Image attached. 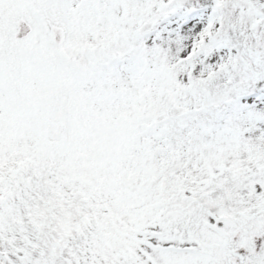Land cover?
<instances>
[{
  "label": "snow or ice",
  "instance_id": "1",
  "mask_svg": "<svg viewBox=\"0 0 264 264\" xmlns=\"http://www.w3.org/2000/svg\"><path fill=\"white\" fill-rule=\"evenodd\" d=\"M0 264H264V0H0Z\"/></svg>",
  "mask_w": 264,
  "mask_h": 264
}]
</instances>
